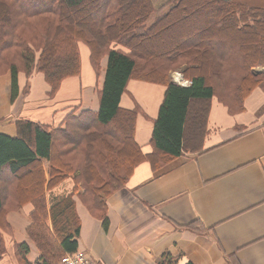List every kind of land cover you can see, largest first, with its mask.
I'll list each match as a JSON object with an SVG mask.
<instances>
[{
    "label": "trees",
    "instance_id": "trees-1",
    "mask_svg": "<svg viewBox=\"0 0 264 264\" xmlns=\"http://www.w3.org/2000/svg\"><path fill=\"white\" fill-rule=\"evenodd\" d=\"M167 4L148 23L155 11L151 0H0V75L9 74L11 102L18 95L19 72L41 73L52 95L64 78L79 75L80 44L96 75L106 57L96 111L73 109L55 126L18 120L14 136L0 133V175L5 172L9 181L0 180V256L7 213L30 204L26 234L39 253L35 264H58L65 253L78 250L76 193L105 230L106 198L126 184L139 163L157 169L200 151L212 100L239 112L250 92L263 85L264 71L254 70L264 68V1ZM181 67L188 86L167 78ZM132 79L165 87L145 154L134 140L140 107L120 106ZM42 161L48 163L47 175ZM68 176H73L71 192L47 204L46 192ZM14 251L18 264H33L25 242ZM157 264L179 263L164 253Z\"/></svg>",
    "mask_w": 264,
    "mask_h": 264
},
{
    "label": "crops",
    "instance_id": "crops-1",
    "mask_svg": "<svg viewBox=\"0 0 264 264\" xmlns=\"http://www.w3.org/2000/svg\"><path fill=\"white\" fill-rule=\"evenodd\" d=\"M81 54L88 60L84 45ZM105 65L103 57V69ZM177 72L181 74L182 67ZM172 75H167L171 82ZM103 76L104 71L96 76L91 70L88 79L66 78L54 99L47 100L48 86L41 74L32 75L25 92L26 77L18 74V95L11 102L9 74L0 75V133L14 136L18 120L55 126L73 109L74 114L96 111ZM126 90L120 106L140 107L134 140L149 153L152 120L165 87L132 79ZM242 106V111L230 113L212 100L200 151L185 152L157 169L147 161L139 163L126 184L106 198L105 230L74 195L80 220L77 249L97 264H157L164 253L179 264H264V82ZM73 186L70 177L64 179L46 192L47 204L51 197L69 194ZM31 209L25 204L7 213L0 264H18L14 246L21 242L29 247L27 259L39 262L38 250L26 234Z\"/></svg>",
    "mask_w": 264,
    "mask_h": 264
},
{
    "label": "rangeland",
    "instance_id": "rangeland-1",
    "mask_svg": "<svg viewBox=\"0 0 264 264\" xmlns=\"http://www.w3.org/2000/svg\"><path fill=\"white\" fill-rule=\"evenodd\" d=\"M262 1H264V0H262ZM152 3H153V7H154V15L148 20V23L149 22H151L155 17H157V16H159V15H161L162 13H164L166 10H167V7H168V5L169 4H167V0H152ZM81 46H83L82 44H80L79 45V51H80V56H81V71H80V73H79V75L78 76H70V77H75V78H81V76H83L84 78H90V74H91V70L94 72V70L92 69V67H91V65H90V63H89V59L88 60H86V58L85 57H83L82 58V54H81ZM90 68H89V67ZM99 70H98V73L97 74H99L100 72L102 73V71H104V69H103V66H102V59L100 60V62H99ZM91 69V70H90ZM180 68H178V69H175V70H170L169 71V77H170V75H172L171 76V79H172V81H176L175 80V73H177V74H179L180 72H177V70H179ZM18 74H23L25 77H26V83H25V86L23 87V91L25 92V91H27L28 89H29V80H30V78L32 77V75H34V74H41V73H38V72H35V71H33L32 73H31V75L29 76V77H27L26 75H25V73L24 72H19ZM94 74H95V72H94ZM42 75V74H41ZM96 75V74H95ZM97 76V75H96ZM70 77H67V78H70ZM64 79H66V78H64ZM63 79V80H64ZM78 79V80H79ZM170 79V80H171ZM62 80V81H63ZM185 80V79H184ZM62 81H61V83H62ZM46 83V82H45ZM61 83H60V85H61ZM60 85H59V87L57 88V90L52 94V95H49L48 94V92H49V87H48V91L46 92V98H47V100H52V99H54V97L56 96V94L58 93V91H59V89H60ZM48 86V85H47ZM95 94V93H94ZM94 98H96L95 97V95H94ZM50 115V114H49ZM48 115V116H49ZM53 115V114H52ZM53 119V118H52ZM35 122H39V123H41L42 121H35ZM53 123H55V122H53ZM44 161H42V163H43ZM46 163V161L44 162V164ZM48 164V163H47ZM45 166H46V164H45ZM42 167H43V165H42ZM46 168H48V165L46 166ZM44 169V168H43ZM47 171H48V169H47ZM7 174H5V172H3L1 175H0V180H2V181H4V182H9L7 179H8V176H6ZM68 177H70L71 179H73L72 177L73 176H68ZM6 180V181H5ZM1 182V181H0ZM80 187H79V191H78V194L79 193H82L83 191H82V189H81V191H80ZM75 196H77V193L75 194ZM19 208H17V210H18ZM33 243V242H32ZM35 246V245H34ZM79 250V249H78ZM79 251H82V250H79ZM82 252H84V251H82ZM90 257V256H89Z\"/></svg>",
    "mask_w": 264,
    "mask_h": 264
},
{
    "label": "built area",
    "instance_id": "built-area-1",
    "mask_svg": "<svg viewBox=\"0 0 264 264\" xmlns=\"http://www.w3.org/2000/svg\"><path fill=\"white\" fill-rule=\"evenodd\" d=\"M178 76L179 79H175L176 83L181 86H188L190 84L188 80L182 79L180 75ZM58 264H97V262L89 257V255L85 252L76 250L72 253H65L64 256L59 259Z\"/></svg>",
    "mask_w": 264,
    "mask_h": 264
},
{
    "label": "bare ground",
    "instance_id": "bare-ground-1",
    "mask_svg": "<svg viewBox=\"0 0 264 264\" xmlns=\"http://www.w3.org/2000/svg\"><path fill=\"white\" fill-rule=\"evenodd\" d=\"M177 78L179 79V76L175 74V79H177Z\"/></svg>",
    "mask_w": 264,
    "mask_h": 264
}]
</instances>
